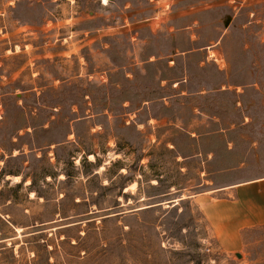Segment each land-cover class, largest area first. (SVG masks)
<instances>
[{
  "label": "rangeland",
  "instance_id": "374dc122",
  "mask_svg": "<svg viewBox=\"0 0 264 264\" xmlns=\"http://www.w3.org/2000/svg\"><path fill=\"white\" fill-rule=\"evenodd\" d=\"M0 142V264H264V0H0Z\"/></svg>",
  "mask_w": 264,
  "mask_h": 264
},
{
  "label": "crops",
  "instance_id": "0c3cea01",
  "mask_svg": "<svg viewBox=\"0 0 264 264\" xmlns=\"http://www.w3.org/2000/svg\"><path fill=\"white\" fill-rule=\"evenodd\" d=\"M252 185H254L253 183L252 184H250L249 186H252ZM231 189H233V188H231ZM235 192L236 193H241V190H240V188L238 187L237 189H235ZM239 198L237 199H235V200H230V204H234V203H238L239 201H241L242 200V198L240 197V196H238ZM227 199H225V198H220L219 200H218V203H217V206H224L225 204L223 203L224 201H226ZM212 210V209H211ZM210 215H212L213 216V218H214V221H216V219H215V217H216V207H214L213 208V210L211 211V213H210ZM245 215V214H244ZM234 219V218H233ZM237 219V218H236ZM261 221H258V220H254V219H244V220H240V221H229L228 223L229 224H231L232 225V228L230 229L234 234L236 233V234H240V231H241V229L242 228H244V227H242V226H250V225H252V224H257V223H260ZM264 222V221H263ZM219 227H220V223L218 224L217 223V225H216V230H217V233L219 234V232H220V235L219 236H221L222 235V231H221V229H219Z\"/></svg>",
  "mask_w": 264,
  "mask_h": 264
},
{
  "label": "trees",
  "instance_id": "16d2710c",
  "mask_svg": "<svg viewBox=\"0 0 264 264\" xmlns=\"http://www.w3.org/2000/svg\"><path fill=\"white\" fill-rule=\"evenodd\" d=\"M0 147H2L4 150H6V152H8V154L10 155V158H14L13 157V153H12V148H7V147H5V145H3L1 142H0ZM22 152V154H23V151H21ZM92 152H90L89 150L88 151H85V158H84V160H86L87 159V156L86 155H90ZM92 164V163H91ZM125 169H127V171H128V173L130 172V167H125ZM1 174L4 176V175H16V176H18V175H20V171L19 170H14V169H5V168H3L2 170H1ZM49 176H51V174H48ZM46 177H47V174L45 175ZM25 177V176H24ZM124 177H126L125 175H124ZM31 178V182H30V185H29V191L30 192H38L37 191V189H35V184H36V181H35V179L33 178V177H30ZM128 179V178H127ZM0 194H1V192H0ZM39 195V194H38ZM123 196H125V195H123Z\"/></svg>",
  "mask_w": 264,
  "mask_h": 264
},
{
  "label": "bare ground",
  "instance_id": "6f19581e",
  "mask_svg": "<svg viewBox=\"0 0 264 264\" xmlns=\"http://www.w3.org/2000/svg\"><path fill=\"white\" fill-rule=\"evenodd\" d=\"M106 1H107V0H104V3H106ZM92 157H93V155H90V158H92ZM14 179H15L16 181H19L20 177H19V176H14Z\"/></svg>",
  "mask_w": 264,
  "mask_h": 264
},
{
  "label": "water",
  "instance_id": "95a60500",
  "mask_svg": "<svg viewBox=\"0 0 264 264\" xmlns=\"http://www.w3.org/2000/svg\"><path fill=\"white\" fill-rule=\"evenodd\" d=\"M240 256V255H239Z\"/></svg>",
  "mask_w": 264,
  "mask_h": 264
}]
</instances>
